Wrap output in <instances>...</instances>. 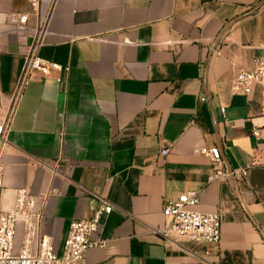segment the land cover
<instances>
[{
    "label": "crops",
    "instance_id": "1",
    "mask_svg": "<svg viewBox=\"0 0 264 264\" xmlns=\"http://www.w3.org/2000/svg\"><path fill=\"white\" fill-rule=\"evenodd\" d=\"M22 14L29 0H0V124L37 41L39 57L70 70L37 76L21 98L1 152V209L27 190L61 255L71 223L111 203L96 236L107 246L85 264H264V168L211 180L197 153L218 146L222 172L253 159L261 89L232 87L263 53L264 0H40L39 16L12 21ZM194 192L196 211L221 215L218 245L162 233L165 203ZM26 236L20 224L16 250Z\"/></svg>",
    "mask_w": 264,
    "mask_h": 264
},
{
    "label": "built area",
    "instance_id": "2",
    "mask_svg": "<svg viewBox=\"0 0 264 264\" xmlns=\"http://www.w3.org/2000/svg\"><path fill=\"white\" fill-rule=\"evenodd\" d=\"M30 14L15 15L12 21L21 26L27 25L30 15H40V0H29ZM44 25L40 26L42 28ZM39 33V32H38ZM41 33V32H40ZM39 33V35H41ZM39 41L32 47L25 57V64L18 81L13 100L5 121L0 124V158L6 133L19 107L21 98L27 86L37 76L49 77L52 73L69 72L70 67L48 61L38 56ZM252 71H241L233 82V93L248 96L255 86L261 89L262 119H264V50L260 57L253 61ZM61 81V78H57ZM206 101L205 97L201 98ZM226 108L221 107L224 114ZM264 125L253 124L250 135L257 142L254 148L253 159L249 165L230 172L219 171L223 159L218 146L203 148L197 151L209 157L214 174L211 180L223 177H247L252 168H264V144L259 150L258 146L263 140ZM3 179L0 175V264H85L86 253L91 248H105L107 240L96 237L102 218L113 211L111 203H103L94 211L90 219L75 220L71 223L68 236L64 243L63 253L56 254L53 243L40 233L41 215L37 213L36 199L27 191H17L14 209L4 211L1 209V195ZM199 203V193L194 192L180 196L177 200L165 203L163 216L166 226L162 231L167 238H181L191 242L218 245L222 239V221L218 212L204 213L194 208ZM24 224L27 232L25 244L16 250V236L18 226ZM36 243L37 249L33 250Z\"/></svg>",
    "mask_w": 264,
    "mask_h": 264
}]
</instances>
